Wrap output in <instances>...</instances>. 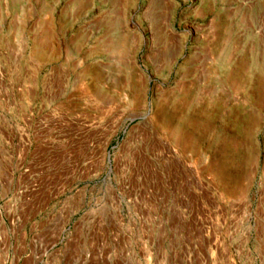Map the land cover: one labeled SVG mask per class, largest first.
Wrapping results in <instances>:
<instances>
[{"label": "rangeland", "instance_id": "374dc122", "mask_svg": "<svg viewBox=\"0 0 264 264\" xmlns=\"http://www.w3.org/2000/svg\"><path fill=\"white\" fill-rule=\"evenodd\" d=\"M0 264H264V0H0Z\"/></svg>", "mask_w": 264, "mask_h": 264}, {"label": "water", "instance_id": "95a60500", "mask_svg": "<svg viewBox=\"0 0 264 264\" xmlns=\"http://www.w3.org/2000/svg\"><path fill=\"white\" fill-rule=\"evenodd\" d=\"M137 118H141V116H133L130 119V122H133L134 120H136ZM111 170V169H110Z\"/></svg>", "mask_w": 264, "mask_h": 264}]
</instances>
